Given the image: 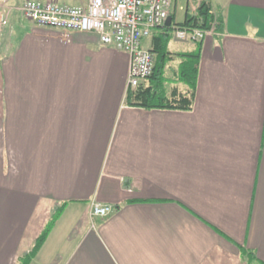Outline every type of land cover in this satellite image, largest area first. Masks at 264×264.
Returning a JSON list of instances; mask_svg holds the SVG:
<instances>
[{"label": "crops", "instance_id": "crops-1", "mask_svg": "<svg viewBox=\"0 0 264 264\" xmlns=\"http://www.w3.org/2000/svg\"><path fill=\"white\" fill-rule=\"evenodd\" d=\"M23 1L5 0L0 39V264H19L61 202L28 264H263L264 0H170L142 38L171 33L153 51L169 94L188 90L181 54L199 46L189 109L126 104L128 54L36 24ZM201 2L215 28L176 38ZM92 202L112 210L90 216Z\"/></svg>", "mask_w": 264, "mask_h": 264}, {"label": "built area", "instance_id": "built-area-1", "mask_svg": "<svg viewBox=\"0 0 264 264\" xmlns=\"http://www.w3.org/2000/svg\"><path fill=\"white\" fill-rule=\"evenodd\" d=\"M170 0H84L72 5L55 0H24L19 10L38 25L63 31H94L102 44H111L129 56L126 89H133L154 68V53L141 45L142 38L165 24ZM9 7L0 0V39ZM218 23L214 18L208 28H175L174 36L199 40L212 32ZM111 204L92 202L90 216L108 215Z\"/></svg>", "mask_w": 264, "mask_h": 264}, {"label": "trees", "instance_id": "trees-1", "mask_svg": "<svg viewBox=\"0 0 264 264\" xmlns=\"http://www.w3.org/2000/svg\"><path fill=\"white\" fill-rule=\"evenodd\" d=\"M197 10L200 19L197 16H191L187 14L185 15L183 21L178 23L177 27L187 29L208 28L211 21L214 18L217 19V17L214 16L210 11L209 5L205 2H201L198 5ZM170 35L171 33L167 31L163 32V36L158 35L156 37L157 40L153 41L156 47H153L151 51L153 52L155 50L157 54L163 57V55L167 53V50H165V46ZM199 51L200 48L199 46H197L195 50L181 54L183 56V59L181 62L178 77L181 82L187 85L188 90L186 92L182 93L179 91L175 92L174 94L167 93L165 89V77L163 72L164 62L159 63L158 61H154L152 74L146 78H142L133 89L127 91L125 96V103L129 105L149 108H191L195 93L196 73L199 63ZM64 203L65 202H61L60 205L54 208L44 228L36 237L32 248L26 254L19 257V264H28L30 260L36 255L44 240L46 239L54 222L62 212Z\"/></svg>", "mask_w": 264, "mask_h": 264}, {"label": "rangeland", "instance_id": "rangeland-1", "mask_svg": "<svg viewBox=\"0 0 264 264\" xmlns=\"http://www.w3.org/2000/svg\"><path fill=\"white\" fill-rule=\"evenodd\" d=\"M186 4H185V2H184V9L183 10H181L180 12H179V17H180V14H183V12H185V8H186V6H185ZM191 5V4H190Z\"/></svg>", "mask_w": 264, "mask_h": 264}, {"label": "water", "instance_id": "water-1", "mask_svg": "<svg viewBox=\"0 0 264 264\" xmlns=\"http://www.w3.org/2000/svg\"><path fill=\"white\" fill-rule=\"evenodd\" d=\"M171 16L169 15L165 21L166 24H168L170 22Z\"/></svg>", "mask_w": 264, "mask_h": 264}]
</instances>
